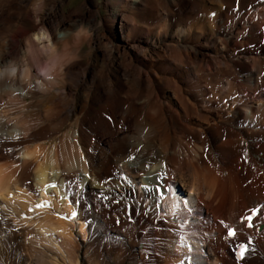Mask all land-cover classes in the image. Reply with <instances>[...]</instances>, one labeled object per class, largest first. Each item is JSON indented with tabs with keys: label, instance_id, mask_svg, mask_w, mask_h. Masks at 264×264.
<instances>
[{
	"label": "bare ground",
	"instance_id": "1",
	"mask_svg": "<svg viewBox=\"0 0 264 264\" xmlns=\"http://www.w3.org/2000/svg\"><path fill=\"white\" fill-rule=\"evenodd\" d=\"M68 3L0 0V264H264V0Z\"/></svg>",
	"mask_w": 264,
	"mask_h": 264
},
{
	"label": "rangeland",
	"instance_id": "2",
	"mask_svg": "<svg viewBox=\"0 0 264 264\" xmlns=\"http://www.w3.org/2000/svg\"><path fill=\"white\" fill-rule=\"evenodd\" d=\"M80 1L81 0H69V3H68V8H71V7H73V6H76L77 5V3H80ZM102 1L103 0H95V2L97 3L98 2V4L100 5V8H101V13H104V9H103V5H102ZM204 77V76H203ZM205 79H207V80H209L212 84H216V82L214 81L215 79H216V76L215 75H213V76H209V77H207V76H205L204 77ZM261 81V89L262 90H264V74H263V76H262V79L260 80ZM46 148H48V147H46ZM85 176V175H84ZM85 180L87 181L88 180V178L86 177L85 178Z\"/></svg>",
	"mask_w": 264,
	"mask_h": 264
},
{
	"label": "snow or ice",
	"instance_id": "3",
	"mask_svg": "<svg viewBox=\"0 0 264 264\" xmlns=\"http://www.w3.org/2000/svg\"><path fill=\"white\" fill-rule=\"evenodd\" d=\"M256 211H258V210H256ZM75 215L76 214L73 213V216H75ZM245 219H247L248 221H251L252 220V217H246ZM248 226L251 227L252 224L249 223ZM225 227H227V225H225ZM234 234H235V230L234 229H229V231H228V237H233ZM238 247H239V251L236 253V255H237V259L240 260V259H243L245 257V253L248 251V249H247V245H240Z\"/></svg>",
	"mask_w": 264,
	"mask_h": 264
}]
</instances>
